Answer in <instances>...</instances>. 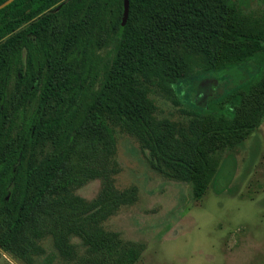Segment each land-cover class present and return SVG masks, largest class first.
Returning <instances> with one entry per match:
<instances>
[{
    "label": "trees",
    "instance_id": "1",
    "mask_svg": "<svg viewBox=\"0 0 264 264\" xmlns=\"http://www.w3.org/2000/svg\"><path fill=\"white\" fill-rule=\"evenodd\" d=\"M125 2L14 0L0 9V247L29 263L46 236L58 255L45 264L142 257L144 243L103 228L138 201L137 186H115L117 128L137 139L154 171L190 184L199 201L218 154L262 123L264 16L236 0H128L123 24ZM232 71L239 82L186 110V122L156 116L152 93L181 104L184 84ZM97 179L93 200L73 194Z\"/></svg>",
    "mask_w": 264,
    "mask_h": 264
},
{
    "label": "rangeland",
    "instance_id": "2",
    "mask_svg": "<svg viewBox=\"0 0 264 264\" xmlns=\"http://www.w3.org/2000/svg\"><path fill=\"white\" fill-rule=\"evenodd\" d=\"M236 2L246 13L264 16V0ZM107 52L103 49L100 55L108 61ZM226 73V77L222 76L225 73L201 77L191 87L184 84L181 104L163 93H152L156 116L186 122V110L193 105L207 106L226 86L232 88L239 82L236 71ZM14 87L12 82L11 92ZM19 126L17 118L13 136ZM116 139L115 160L120 171L114 177L115 186L119 190L137 186L138 201L120 208L103 228L146 245L137 264H264V117L242 145L218 154L219 171L199 201L193 199L190 184L154 171L136 138L117 128ZM100 190L98 179L72 187L74 195L88 201ZM39 245L44 253L34 256L32 263L0 247V264H45L47 255L57 258L50 236Z\"/></svg>",
    "mask_w": 264,
    "mask_h": 264
},
{
    "label": "water",
    "instance_id": "3",
    "mask_svg": "<svg viewBox=\"0 0 264 264\" xmlns=\"http://www.w3.org/2000/svg\"><path fill=\"white\" fill-rule=\"evenodd\" d=\"M14 0H9L8 2H6L5 4L0 6V9L9 5L10 3H12ZM128 17V0H126L125 2V13H124V17H123V24H125L126 20Z\"/></svg>",
    "mask_w": 264,
    "mask_h": 264
}]
</instances>
